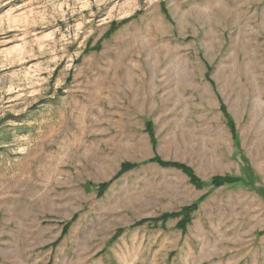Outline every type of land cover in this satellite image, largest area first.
I'll return each instance as SVG.
<instances>
[{"label":"rangeland","instance_id":"1","mask_svg":"<svg viewBox=\"0 0 264 264\" xmlns=\"http://www.w3.org/2000/svg\"><path fill=\"white\" fill-rule=\"evenodd\" d=\"M0 264H264V0H0Z\"/></svg>","mask_w":264,"mask_h":264},{"label":"trees","instance_id":"2","mask_svg":"<svg viewBox=\"0 0 264 264\" xmlns=\"http://www.w3.org/2000/svg\"><path fill=\"white\" fill-rule=\"evenodd\" d=\"M223 181H224V180H223ZM231 181H233V180H231V179L228 180V182H231Z\"/></svg>","mask_w":264,"mask_h":264}]
</instances>
